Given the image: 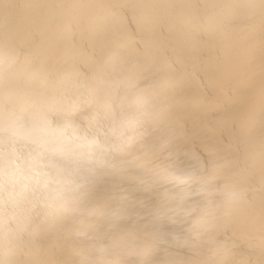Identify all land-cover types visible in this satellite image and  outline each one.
<instances>
[{"label": "clouds", "instance_id": "clouds-1", "mask_svg": "<svg viewBox=\"0 0 264 264\" xmlns=\"http://www.w3.org/2000/svg\"><path fill=\"white\" fill-rule=\"evenodd\" d=\"M0 264H264V0H0Z\"/></svg>", "mask_w": 264, "mask_h": 264}, {"label": "bare ground", "instance_id": "bare-ground-1", "mask_svg": "<svg viewBox=\"0 0 264 264\" xmlns=\"http://www.w3.org/2000/svg\"><path fill=\"white\" fill-rule=\"evenodd\" d=\"M130 26H132L131 22ZM209 77L214 78L218 85H226L230 81V76L226 71L210 64L202 65L200 70L196 72L195 78H190L188 94L196 100L202 99L204 101L214 127L223 135L229 130V126L238 119L241 105L230 104L219 110L217 107L218 97L209 86ZM196 110L198 109H193V111Z\"/></svg>", "mask_w": 264, "mask_h": 264}]
</instances>
